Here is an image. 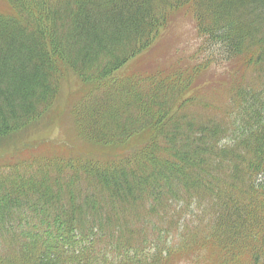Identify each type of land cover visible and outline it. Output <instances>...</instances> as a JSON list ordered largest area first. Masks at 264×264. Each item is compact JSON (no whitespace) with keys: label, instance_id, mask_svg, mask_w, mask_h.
I'll return each instance as SVG.
<instances>
[{"label":"trees","instance_id":"trees-1","mask_svg":"<svg viewBox=\"0 0 264 264\" xmlns=\"http://www.w3.org/2000/svg\"><path fill=\"white\" fill-rule=\"evenodd\" d=\"M6 1L0 140L37 120L72 69L79 133L99 145L144 141L109 159L1 169L0 264H173L200 252L264 264V0ZM184 8L209 59L229 64L223 103L200 97L201 65L150 75L130 65Z\"/></svg>","mask_w":264,"mask_h":264},{"label":"rangeland","instance_id":"rangeland-1","mask_svg":"<svg viewBox=\"0 0 264 264\" xmlns=\"http://www.w3.org/2000/svg\"><path fill=\"white\" fill-rule=\"evenodd\" d=\"M11 13L12 9L7 1L0 0V15H11ZM171 21L165 30L161 29L151 49L131 61L130 65L135 71H143L148 75L155 72L168 73L177 68L192 69L194 65H201L202 71L196 78L200 97L203 100H209V103L217 102V100L223 103V98L227 95L224 83L231 75H227L230 69L229 64L209 59V53L205 51V40L197 30L191 10L184 8L174 12ZM63 79L64 82L61 84L57 99L46 107L37 120L18 126L17 129L11 130L7 136L1 138L0 170L2 169V172L7 171L6 169L11 164L16 165L22 160L40 159L42 156L53 158L59 155L58 157L61 158L93 154L96 157L101 155L102 158L109 159L132 153L144 141L136 138L125 146H112L99 145L87 140L79 133L76 118L71 112V106L78 101V95H80L78 92L79 88L80 90L82 88V83L72 69L65 72ZM205 178L206 181L211 180V177L207 175ZM122 211L123 209L120 208L118 215L127 216ZM166 219L167 217L165 222H167ZM136 226L140 227V225ZM111 251L109 244L106 246V252ZM202 253L200 252V260H189L195 257L191 256L187 259L176 260L173 264H213L214 260L208 257L207 253L203 255ZM90 254L101 257L103 251L97 248ZM196 254L199 256L198 253ZM120 260L124 262L125 258ZM99 263L105 264L104 258L99 260Z\"/></svg>","mask_w":264,"mask_h":264}]
</instances>
